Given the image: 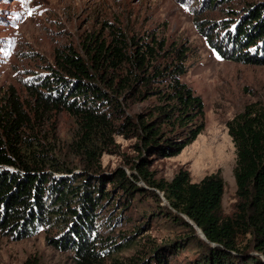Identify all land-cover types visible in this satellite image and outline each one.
<instances>
[{
	"label": "trees",
	"instance_id": "obj_1",
	"mask_svg": "<svg viewBox=\"0 0 264 264\" xmlns=\"http://www.w3.org/2000/svg\"><path fill=\"white\" fill-rule=\"evenodd\" d=\"M226 1L202 0L201 7ZM195 25L222 59L264 66V1L247 5L239 19L212 25L197 20ZM88 40L83 55L71 48L55 51V69L27 91L42 112L52 107L79 119L81 134L73 147L87 169L99 167L114 135L135 138L138 159L130 175L121 168L110 175L78 176L64 170L53 149L28 135L31 121L18 101L7 100L0 106V234L17 241L42 229L52 246L72 250L77 264H103L104 255L120 246L99 236L100 209L110 203L121 213L136 195L150 191L158 204L165 202L159 212L190 236L155 249L149 261L133 264H169L189 238L198 254L186 264H264V107H248L226 125L236 149L237 201L233 212L224 215L225 184L219 173L192 183L183 169L170 181L157 180L148 170L151 159L179 155L204 127L202 99L181 81L187 73V47H170L155 36L129 38L119 29L109 31L107 40ZM148 98L161 104L127 115V100ZM113 221L104 227L109 229ZM100 245L105 248L98 251ZM110 264L122 263L113 259Z\"/></svg>",
	"mask_w": 264,
	"mask_h": 264
},
{
	"label": "rangeland",
	"instance_id": "obj_2",
	"mask_svg": "<svg viewBox=\"0 0 264 264\" xmlns=\"http://www.w3.org/2000/svg\"><path fill=\"white\" fill-rule=\"evenodd\" d=\"M262 1L227 0L204 8L202 0H0V106L5 107L10 99L18 101L31 121L28 135L54 150L60 168L78 176L86 172L110 175L120 168L130 175V167L139 156L135 138L114 135L99 167L87 169L86 161L73 147L81 134L79 119L52 107L44 112L37 109L28 85L55 69V51L71 48L83 55L89 37L107 40L111 30L119 29L129 38H165L170 47L185 45L187 73L181 81L202 99L204 127L179 155L151 159L148 170L155 179L170 181L183 169L192 183L219 173L225 184L222 211L230 215L237 201L233 177L236 149L226 125L248 107H264V66L222 59L209 48L195 21L212 25L239 19L247 5ZM125 104L131 116L147 113L161 103L148 98L143 102L129 99ZM110 190L111 186L105 184V191ZM150 196V191L136 195L131 207L121 213L110 203L100 209L99 236L103 241L111 238L112 244L120 246L109 256L104 255L103 264L113 259L122 264L149 261L155 249L190 236L159 212L165 204L162 198L158 204ZM128 218L130 223H126ZM111 219L115 221L109 222V229L104 227ZM193 241L189 238L186 247L169 258V264H186L194 259L198 249ZM104 248L97 246L98 251ZM29 260L77 264L74 252L52 246L42 229L33 237L17 241L0 234V264H25Z\"/></svg>",
	"mask_w": 264,
	"mask_h": 264
},
{
	"label": "snow or ice",
	"instance_id": "obj_3",
	"mask_svg": "<svg viewBox=\"0 0 264 264\" xmlns=\"http://www.w3.org/2000/svg\"><path fill=\"white\" fill-rule=\"evenodd\" d=\"M30 15V14H29Z\"/></svg>",
	"mask_w": 264,
	"mask_h": 264
}]
</instances>
